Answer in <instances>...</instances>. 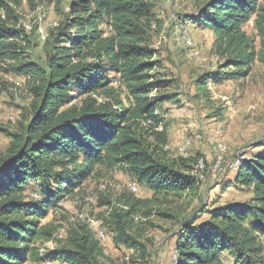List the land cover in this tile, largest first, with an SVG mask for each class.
I'll use <instances>...</instances> for the list:
<instances>
[{"label": "trees", "instance_id": "1", "mask_svg": "<svg viewBox=\"0 0 264 264\" xmlns=\"http://www.w3.org/2000/svg\"><path fill=\"white\" fill-rule=\"evenodd\" d=\"M44 1L54 3L57 11L66 4L68 11L50 33L49 52L39 65L24 56L28 46L20 42L26 41L17 28L22 1L0 0V71L27 77L32 95L23 122L11 134L8 147L0 150V264L40 261L39 245L53 241L60 227L42 220L60 210L65 198L89 178L116 168L152 193L140 199L126 190L116 201L101 200L100 205L110 210L103 226L114 234L116 248L144 261L148 252L138 239L142 230L133 229L148 223L135 219L149 220L155 212L162 221L180 225L176 264H225V256L234 264H264V148L245 157L236 170L227 168L228 173L237 171L228 186L251 191L250 202L196 210L193 217L182 218L191 206L190 201L181 203L183 199L201 190L195 167L203 159L193 152L188 157L174 154L168 129L159 118L169 86L168 80L155 75L150 48L160 31L154 14L159 0L28 3L35 8ZM196 3L197 13L180 20L211 29L215 52L223 59L216 73L196 80L198 92L208 98V82L222 79L223 70L232 79L243 78L256 60L264 63V51L258 52L244 31L255 18L264 44V7L260 0ZM29 184L38 187L34 193L40 200L30 196ZM203 215L207 216L199 220ZM67 227L66 238L58 240L46 260L106 264L105 248L87 222L78 220Z\"/></svg>", "mask_w": 264, "mask_h": 264}, {"label": "rangeland", "instance_id": "2", "mask_svg": "<svg viewBox=\"0 0 264 264\" xmlns=\"http://www.w3.org/2000/svg\"><path fill=\"white\" fill-rule=\"evenodd\" d=\"M21 1L17 9V28L25 34L23 37L26 41H20L22 45L26 43L28 46L24 56L43 65L49 52L48 38L52 30L64 21L67 5L63 4L61 10L57 11L55 4L49 1L38 3L35 8L30 6L28 0ZM260 1L264 7V0ZM194 4L195 0H159L154 14L160 31L153 35L150 45L154 53L153 63L156 64L155 75L169 82L168 88L163 92L167 99L159 106V118L162 127L168 129L170 147L174 154H179L183 142L190 139L192 145L189 153H198L206 167L204 178H200L202 185L199 194L189 195L181 202L191 203L189 211L182 218L190 214L193 217L196 210L208 212L219 207L250 202L253 199L251 191L228 186L226 183L229 175L227 164L237 158H251L264 148L260 146L264 142V63L256 60L250 73L243 78L232 79L228 71L223 70L222 79L216 78L208 82V98L201 95L197 90L196 80L205 73H216L218 67L223 65V59L215 52V38L211 29L205 25L192 27L180 20L181 16L197 13V3L195 6ZM254 19L244 26V31L254 40L255 47L260 52L264 51V44ZM104 31L108 33L107 28ZM188 40L191 41L190 46L187 44ZM28 81L25 76L0 71L2 151L8 147L11 134L21 125L25 110L30 107L32 95L28 90ZM220 147L225 151L223 154ZM219 157L223 158V163L215 171L214 165ZM130 183L135 181L128 173L117 168L103 170L101 175L89 178L79 190L66 197L60 204L61 209L50 211L42 223L60 225L56 234H61L64 239L67 235L64 229L68 228L69 223L88 221L89 218L98 221L93 230L97 232L99 228L106 234V240L101 241L105 248L106 264H176L175 235L179 232L180 225L162 221L155 212L149 219L151 222L143 219L142 222L148 224H135L133 229L134 233L142 230L138 239L147 248L148 255L144 261L133 259L132 254L125 249L116 248L112 244L114 234L103 226V219L108 215L109 208L101 206V200L116 201ZM102 185H107L108 189L100 192ZM217 187L219 188L215 189ZM35 189L38 187L28 185L30 196ZM133 194L140 199L152 197L144 187H139V191ZM205 216L207 215L198 218L201 220ZM140 219L141 217L135 219V223L141 222ZM58 240L39 245V251H43L44 256L41 257L40 254V261L29 260L25 264H45L48 254L57 248ZM127 257L130 258L129 262L125 261ZM223 261L225 264H234L228 256Z\"/></svg>", "mask_w": 264, "mask_h": 264}, {"label": "built area", "instance_id": "3", "mask_svg": "<svg viewBox=\"0 0 264 264\" xmlns=\"http://www.w3.org/2000/svg\"><path fill=\"white\" fill-rule=\"evenodd\" d=\"M190 40H188V45L190 46L191 45V41L189 42ZM12 121L14 122V120L12 119ZM191 145H192V142H191V140L190 139H188V140H186V141H184L183 142V144L181 145V147L179 148V155L180 156H182V157H188V154H189V150L191 149ZM220 152H221V154H223L225 151H224V149H222L221 147H220ZM244 160V157H242V158H237V159H234L231 163L229 162L228 164H227V166L230 168V169H233V170H236L241 164H242V161ZM223 163V158L222 157H219L218 159H217V161H216V163H215V165H214V169H215V171L216 170H218L219 168H220V166H221V164ZM204 169H205V166H204V163H203V161L202 160H200L199 162H198V164L196 165V167H195V172H196V174H197V176L199 177V180H200V178H204V173H203V171H204ZM221 171V170H220ZM108 189V186L107 185H102L101 187H100V192L101 191H105V190H107ZM127 191H129V192H131V193H137L138 191H139V187H138V185L136 184V183H130L128 186H127ZM31 197L33 198V199H35V200H40V196L37 194V193H34V194H32L31 195ZM94 199H95V196H94ZM90 201H92V200H90ZM113 207H117V208H120V209H124V210H128V208L127 207H125V206H122V205H118V204H116V203H114L113 204ZM110 211V210H109ZM108 215H109V213H108ZM107 215V216H108ZM136 220H137V218H136ZM140 220H142L143 221V219H140ZM85 222H87L89 225H90V227L93 229V226H97V222L98 221H95L94 219H90L89 218V220L88 221H85ZM65 231H66V228L64 229ZM97 232H95L96 233V237L100 240V241H105L106 240V234H105V232L104 231H102L101 229H99L98 228V230H96ZM63 237L61 236V234H56L55 236H54V239L55 240H58V239H62ZM41 254V257L42 256H44L43 255V251H39V255ZM129 257H127L125 260L126 261H129ZM45 264H52L50 261H45L44 262Z\"/></svg>", "mask_w": 264, "mask_h": 264}, {"label": "crops", "instance_id": "4", "mask_svg": "<svg viewBox=\"0 0 264 264\" xmlns=\"http://www.w3.org/2000/svg\"><path fill=\"white\" fill-rule=\"evenodd\" d=\"M236 173H237V171L236 172L235 171L234 172H229V175L227 177L228 180H233V178L235 177ZM150 195H152V193Z\"/></svg>", "mask_w": 264, "mask_h": 264}]
</instances>
